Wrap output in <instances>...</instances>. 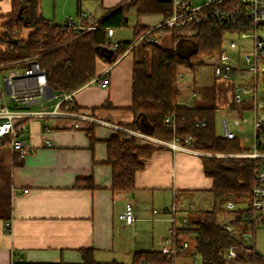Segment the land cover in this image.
I'll use <instances>...</instances> for the list:
<instances>
[{"label":"crops","instance_id":"crops-1","mask_svg":"<svg viewBox=\"0 0 264 264\" xmlns=\"http://www.w3.org/2000/svg\"><path fill=\"white\" fill-rule=\"evenodd\" d=\"M123 1L55 0V7L62 8V13L54 10L48 15L53 19H47L62 25L68 13L78 22L80 14L88 12L92 20L83 21L92 24ZM42 7L39 0L28 18L39 15L45 18ZM11 11L12 0H0V29L5 15ZM64 14L67 15L63 17ZM163 17V14L141 15L137 25L155 26ZM57 18L61 21H56ZM161 34L157 37L159 41ZM114 35L113 41L121 40ZM133 61L132 51L113 63L98 58L95 77L72 93L76 110L62 116L34 117L23 123L19 135L23 154L15 151L9 140L0 142V264H14L17 260L78 263L82 261L84 248H92L97 261L130 263L134 252L159 249L161 239L170 236L173 228L183 227L181 216H186L189 224L186 210L191 203L194 206L195 195L213 194V179L205 173L203 164L207 152L183 148L178 141L155 145V151L136 173L134 189H112L107 140L117 132L129 133L127 125L135 118L130 109ZM0 72H4L3 67ZM105 74L110 81L102 86L98 80ZM218 80L214 91L206 96L195 87L182 96L180 90L178 104L230 108L234 81ZM56 102L46 101L30 109L51 110ZM106 103L113 106H102ZM242 105L238 110H243ZM90 128L96 138L93 146L87 134ZM138 143L154 142L138 137ZM89 176L93 178V188L76 186L79 178ZM128 201L134 203L135 216L129 224L119 217ZM172 206L177 210L174 222L170 213L165 212ZM182 239H188L193 246L195 235L187 233ZM186 258H179L177 264H192Z\"/></svg>","mask_w":264,"mask_h":264},{"label":"trees","instance_id":"trees-1","mask_svg":"<svg viewBox=\"0 0 264 264\" xmlns=\"http://www.w3.org/2000/svg\"><path fill=\"white\" fill-rule=\"evenodd\" d=\"M38 4L39 0H12V11L5 15L0 29V67L25 68L30 61H36L45 71L48 85L56 93H73L95 77L98 58L113 63L127 51H132L133 101L130 109L135 118L127 127L205 152L238 153L247 149L238 136L229 139L217 134V106L178 104L180 67L186 66L194 72L203 63L202 56L217 57L223 47L227 26L201 24L197 32L189 34L186 29L161 26L148 31L150 26L136 25L134 39L118 40L117 47L113 49V40L108 37L107 28L127 26L131 9H135L138 16L164 14L167 17L172 9V0H125L108 9L98 22L93 23L97 24L96 27L80 30L66 23L56 24L41 15L29 19ZM26 28L29 31L24 35ZM143 32L145 35L140 38ZM163 32L171 34V46L152 40ZM184 41H190L192 47L182 45ZM102 106L113 105L106 103ZM229 107L240 108V104L232 102ZM71 109L76 110V105L73 104ZM168 116H171L170 125L165 122ZM196 119L206 120L207 124L196 126ZM87 134L93 146L96 141L93 128L88 129ZM188 136L193 139L187 144ZM6 141L8 138L0 140L1 143ZM156 144L141 145L138 136L126 132H117L107 140V162L112 167L113 190L130 191L135 188L136 173L143 168L144 160L155 151ZM203 164L205 173L213 179L211 191L215 204L204 209L201 218L194 220L192 225L173 228L176 247L181 245L187 233L195 235L193 246L178 250L175 254H166L159 249L139 250L134 252L130 263L97 261L93 249L84 248L81 250L82 261L72 264H177L181 257L198 256L202 264H227L224 253L231 247L237 251V256L231 262L264 264V257L257 252L255 240L246 241L241 237L243 231L249 229L255 233L259 226L249 216V207L232 212L224 208L228 200L235 204L247 202L249 206L254 180L253 166L246 158L218 157L214 154L204 155ZM76 186L93 188V178H79ZM225 222L233 224L234 233L224 228ZM14 264L56 263L17 260Z\"/></svg>","mask_w":264,"mask_h":264},{"label":"built area","instance_id":"built-area-1","mask_svg":"<svg viewBox=\"0 0 264 264\" xmlns=\"http://www.w3.org/2000/svg\"><path fill=\"white\" fill-rule=\"evenodd\" d=\"M83 20L90 22L92 14L82 12L78 22L74 16L69 15L66 17L65 23L79 30L97 26L93 23L85 24ZM201 24L224 25L228 28L227 32L237 35V39L227 40V47L224 46L223 39V47L218 53L214 65V75L217 78L233 80V102L248 103V106L254 109V142L252 147L242 152L214 153V155L246 158L253 166L254 180L248 214L258 225L264 224V114H259L260 110L264 111V104L260 103L261 94H259V83L264 81V77L262 78V74L264 75V33L260 32L264 28V0H172L170 15L164 16L159 24L150 26L148 31L166 26L169 29H186L189 34H192L197 32ZM107 35L111 38L114 35V29L107 28ZM144 35L145 32L141 34L140 38ZM152 40L158 41V38ZM245 46L250 49L242 52ZM116 47L117 42L113 41L112 48ZM232 51L237 53L236 56L231 55ZM235 78L243 80L245 84L237 83ZM109 81V77L105 74L98 80V83L107 86ZM0 90V140L8 138L13 149L20 154L24 153V145L19 140V135L26 120L34 117L62 116L72 110V93H56L48 85L47 75L36 61H30L25 68L7 70L0 79ZM51 100L57 101L51 110L30 109L34 105L44 104ZM186 105L190 106L188 103ZM242 121L245 119H234L232 122L238 127ZM165 122L168 125L172 124L171 116H168ZM206 124V120L196 119L195 121L196 126H205ZM223 127L224 137L232 139L237 136L230 129L227 119L223 120ZM127 131L157 144L168 142L132 129ZM192 139V136L186 137L187 144ZM46 143L51 144L49 140ZM181 147L187 148L188 145L181 144ZM204 154L212 155V153ZM191 206H193L192 203ZM226 206L229 209H234L236 204L234 201L228 200ZM154 212H158V210L155 209ZM165 212L170 213V219L173 222L176 220L175 206L166 209ZM119 217L128 224L135 220L133 201L127 202ZM181 224L187 225L186 216H181ZM223 226L227 231L235 232L234 226L230 222H225ZM173 231L170 236L160 240L159 250L161 252L175 254L178 250H187L190 247L188 239H183L181 245L176 247ZM241 237L246 241H254L255 233L248 229L241 233ZM224 255L226 259H232L237 256V251L235 247H231ZM192 264H198L197 260L194 259Z\"/></svg>","mask_w":264,"mask_h":264},{"label":"rangeland","instance_id":"rangeland-1","mask_svg":"<svg viewBox=\"0 0 264 264\" xmlns=\"http://www.w3.org/2000/svg\"><path fill=\"white\" fill-rule=\"evenodd\" d=\"M54 3H55V0H42V4H43L42 8H43L44 14L46 15L45 16L46 19L49 17L53 19L52 15L50 16L48 15L53 13L54 10H56V12H58L59 14L62 13V8H58V5H56L55 7ZM98 13H99L98 10H96V14ZM65 15L67 14H64L63 17H65ZM69 15L70 14L68 13L67 16ZM138 17L139 16L136 14L135 9H131L128 15V25L114 29V32L116 30V33H117L116 34L117 36L114 35V37H118L120 39L127 40V41L134 39V26H136L138 23ZM56 21H61V20L57 18ZM55 23L61 24L58 22H55ZM28 31H29L28 28H26L24 31V35H26ZM260 32L261 34H263L264 28L261 29ZM160 37H161L160 43L162 45L171 46L173 44L170 33L163 32V34H161ZM231 38L237 39V35L233 32H226L224 35V46L225 47H227L228 45L227 40ZM183 43L188 48L192 47V43L190 41L189 42L184 41L181 44L183 45ZM249 49L250 48L248 46H245L242 52L247 51ZM230 53L232 56H236L237 54L234 51ZM202 59H203V63L198 65L194 72L186 66L180 67L179 87L181 90V96L184 94H188V93L190 94V92L193 90V87H195L199 92L204 93V95L211 94V92L214 91L216 83L219 84L220 81L214 75V65L217 61L216 55L211 56V57L202 56ZM11 68L12 67H9V66L3 67L4 72H6L8 69H11ZM3 73L0 72V79H2ZM181 74H182V77H181ZM263 77L264 75L262 74V78ZM236 79L237 78H235L234 80L237 81V83L245 84L243 80H239V79L236 80ZM259 94H261L260 103L264 104V97H263L264 81L263 80L259 83ZM245 106H248V103H245L242 105V107H244L243 110H238V108H219L217 110L216 118H215L216 131H217V134L223 136V132H224L223 120L227 119L229 121L230 129L233 132H235V134L241 139L243 146L246 148H250L253 146L254 135H255V128L253 125V119L255 116V112L253 108L249 106L248 107H245ZM259 114L260 115L264 114V111L260 110ZM234 119H239V120L245 119V121H242L240 126L237 127L232 122ZM207 153L211 154L212 152H207ZM218 157H221V156H218ZM193 199L195 202L194 206L189 205L186 210L188 212L187 216L189 217V225H192L194 220H198L201 218L202 211L204 209L211 208L215 204V196L208 192H203L201 194L195 195ZM224 208L226 211L232 212L238 209L248 208V203L247 202H241V203L236 202V207L234 209H229L225 204ZM255 245H256L257 252L262 257H264V224H260L256 229ZM193 259L194 258H190V257L186 258L188 262H193ZM196 260L198 264H202L201 258L199 256L196 257ZM227 260H228L227 264H240V263L231 262V259H227Z\"/></svg>","mask_w":264,"mask_h":264}]
</instances>
